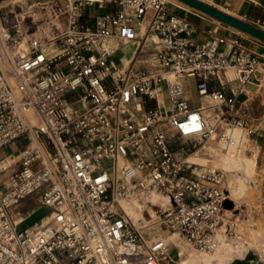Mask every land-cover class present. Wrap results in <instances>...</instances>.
Instances as JSON below:
<instances>
[{
    "label": "built area",
    "instance_id": "2783aa9c",
    "mask_svg": "<svg viewBox=\"0 0 264 264\" xmlns=\"http://www.w3.org/2000/svg\"><path fill=\"white\" fill-rule=\"evenodd\" d=\"M60 1H33L65 19L48 39L30 34L34 13H0V151L25 142L0 157V264H181L170 256L174 240L198 255L216 235L245 243L247 207L235 205L225 170L196 159L248 148L255 128L232 114L218 76L230 70L244 84L257 57L224 54L215 34L196 41L166 0ZM147 40L151 64L113 61L132 43L142 53ZM182 78L210 107L189 108ZM180 140L191 141L188 155ZM30 197L46 214L27 225L29 214L15 210Z\"/></svg>",
    "mask_w": 264,
    "mask_h": 264
},
{
    "label": "crops",
    "instance_id": "0c3cea01",
    "mask_svg": "<svg viewBox=\"0 0 264 264\" xmlns=\"http://www.w3.org/2000/svg\"><path fill=\"white\" fill-rule=\"evenodd\" d=\"M167 3V11L181 19H184L193 29L192 38L198 42H205L209 39L212 34L220 36L225 39V43L219 46V51L227 54L229 52H238L241 51L245 55H255L258 59V68L256 74L246 83L239 84L234 77L232 78V74L229 76H225V74H221L218 76L219 83L222 84V88L226 92H232L234 96L233 103V115L237 117H241L247 119L252 122L255 133L247 138V146L248 148H252L254 152H256L257 159L261 166H264V43L251 38L241 32H238L226 25H223L209 17H206L200 14L197 11L191 10L184 5L177 3L174 0H168ZM213 8H216L236 19L243 21L245 17H248L247 24L252 25V22L255 20L259 21V24L256 28L264 31V0H199ZM60 0H42V3L46 4L47 7L52 5L53 3L60 4ZM176 3V4H174ZM46 9L42 12L38 10L37 7L33 6V8H28L25 10L26 13H30V11L37 12L34 13L35 20L32 24V29H30V34L34 37L40 39H48L54 34L60 32L65 27V19L63 16L59 15L56 18H52L49 11ZM104 10H110L109 6L104 7L99 10L89 11V15H93L96 13H101ZM37 21H41L38 26H35L34 23ZM143 25L141 24L140 29ZM233 42H235L233 44ZM132 47V53L125 57H120L119 61L116 62L121 66H132L136 68H141V62L139 60H134L138 58L135 56L136 53V44L132 43L128 46H124L121 49H126L128 47ZM118 50V51H119ZM117 51V52H118ZM116 52V54H117ZM115 54V55H116ZM180 83L183 86L185 99L190 109H199V108H207L210 107V102L207 98H199L196 95L195 91V80L192 78H182L180 79ZM219 83L216 80H212L209 83L208 88L214 89L218 88ZM194 96L197 100H199L198 104H191L189 102V98ZM208 114L206 116L207 120L210 119L214 121L213 112L211 109H206L204 111ZM206 115V114H205ZM213 117V118H211ZM211 125V124H210ZM12 144L10 146H13ZM7 146V147H10ZM20 151V150H19ZM18 151V152H19ZM17 152V153H18ZM12 153H0L1 156L5 155H16ZM241 156L239 153L231 152L226 150L223 152V158L221 159V164L223 169L226 171H233L232 162L234 161V168H236V161L241 160ZM248 160L250 166L248 168V173L252 172L253 161L252 159ZM4 179L7 174L4 175ZM259 195L261 199H258L254 202L244 200L242 204L246 206L247 211L245 213V222H243V232L244 238L247 240V232L251 229L252 232H256V225L259 223L258 220L264 217V187L259 188ZM236 192L242 193L241 189H236ZM230 196H236L237 193H230ZM36 211H40L42 209H35ZM27 214H31L30 212ZM26 214V215H27ZM32 215V214H31ZM39 220V219H38ZM37 220V221H38ZM35 221V222H37ZM34 222H28L26 219L25 224L30 225ZM260 230L264 231V224H260ZM258 239V238H257ZM251 241V240H250ZM264 241V237L261 239ZM233 247L234 244L232 245ZM181 249L179 250V255H181ZM192 255V254H191ZM190 256L188 259H192ZM187 259V260H188Z\"/></svg>",
    "mask_w": 264,
    "mask_h": 264
},
{
    "label": "rangeland",
    "instance_id": "374dc122",
    "mask_svg": "<svg viewBox=\"0 0 264 264\" xmlns=\"http://www.w3.org/2000/svg\"><path fill=\"white\" fill-rule=\"evenodd\" d=\"M33 1L34 0H7L0 5V13H4L10 10H13L16 13H21V12L23 13L28 8H33ZM39 1L42 2V0H39ZM166 2L169 3V1L167 0ZM30 13L37 14V12H34V11H30ZM34 17L37 18L36 15ZM40 23L41 21H37L34 24L35 26H38ZM32 30H34V28ZM142 30H143V26L141 27L140 32H142ZM141 44L142 42H140L139 47L141 46ZM144 45L145 47L143 48L142 53H138L136 51L135 56H137L138 58H135L134 60H141V61L146 60L147 65H148L152 63V60H151L152 51H150L151 45L148 40L144 43ZM130 53H132L131 46L126 49H121L113 57V61L118 62L120 57H125L129 55ZM141 66H142L141 68H143V66H146V64H141ZM189 102L191 104L193 103L198 104L199 100H197L192 95L189 98ZM205 114H206L205 116H208L207 113ZM210 122H211L210 124L212 125L214 122L213 119L212 120L210 119ZM24 144H25L24 139L20 138L19 140L15 142V145L3 148L0 151V153L3 152L5 154L7 153L15 154L21 149V146H23ZM179 146L182 149L183 155H188L189 151L191 150V141L190 140H180ZM215 147L216 146L214 143H212L210 146V148H215ZM223 152H220L218 150H213L212 152H210L207 150L204 154H199L196 161L201 164H211L217 168L223 169V166L221 164V159L223 158ZM240 156L242 159H252L253 168H252V172L247 174L248 175L247 176L248 181L246 182L247 189L242 193L236 192V189L232 187L231 185L232 180H234L236 176L240 175L237 172L238 167L235 165L236 168H234V164H235L234 161L232 162L233 171L225 170L226 172L224 176L225 188H227L230 193H233V194L237 193V197L233 196L234 198L233 201L235 205L242 204L244 200L254 202L258 199H261V196L259 195L258 190L262 186L264 187V166H261L259 164V161L256 156V152H254L252 148H247L243 154H240ZM5 174L6 173L1 175L2 180L0 181V191L3 188V181H4ZM35 209H37V207L35 203L32 201V198L30 197L22 201L21 206H19L15 211L20 216H26V214L30 212L32 215L31 214L28 215L27 217L28 222H35L46 214V210L44 209L40 211H36ZM258 222L259 223L256 225V232H252L251 229L247 232L248 233L247 236L248 238H250L251 241L249 239L247 240L246 238H243V241L245 243L234 244V246L236 247H233L236 249V256L238 257L242 255L248 256L246 263H248V261L251 260L254 262V264H264V241H261V239L264 237V231L260 230L261 228L260 224H264V217L260 218ZM180 249L182 252L180 255V257H182L180 262L187 260L191 256V254H194L190 252L189 250H187L186 248H184L183 245L178 240H174L170 247V256L174 261L177 260V254H179Z\"/></svg>",
    "mask_w": 264,
    "mask_h": 264
},
{
    "label": "bare ground",
    "instance_id": "6f19581e",
    "mask_svg": "<svg viewBox=\"0 0 264 264\" xmlns=\"http://www.w3.org/2000/svg\"><path fill=\"white\" fill-rule=\"evenodd\" d=\"M5 1L1 2L0 5ZM229 75H231L230 70L225 72L226 77ZM236 166L238 167L237 172L240 175L236 176V178L232 180L231 185L235 189L239 188L242 192H244L247 189L246 182L248 181L247 174L250 163L248 160L241 159L236 161ZM232 245L233 244L231 243L229 244L228 242L223 241L220 235H216L213 248L210 252L201 255L192 254V259L184 260L181 262V264H230L235 260L243 261L245 262V264H254V262L251 260L246 263L247 256L245 255H242L240 257L236 256V249L233 248Z\"/></svg>",
    "mask_w": 264,
    "mask_h": 264
},
{
    "label": "water",
    "instance_id": "95a60500",
    "mask_svg": "<svg viewBox=\"0 0 264 264\" xmlns=\"http://www.w3.org/2000/svg\"><path fill=\"white\" fill-rule=\"evenodd\" d=\"M4 0H0V3ZM185 7L197 11L200 14L209 17L223 25H226L238 32H241L251 38L264 43V31L252 25H249L239 19H236L216 8H213L199 0H174ZM248 257V256H247ZM247 260V259H246ZM247 262V261H246ZM230 264H245L243 261L235 260Z\"/></svg>",
    "mask_w": 264,
    "mask_h": 264
}]
</instances>
